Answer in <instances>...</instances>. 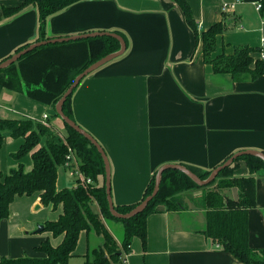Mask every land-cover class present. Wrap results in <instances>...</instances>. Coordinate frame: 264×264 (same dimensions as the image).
<instances>
[{
	"label": "crops",
	"instance_id": "1",
	"mask_svg": "<svg viewBox=\"0 0 264 264\" xmlns=\"http://www.w3.org/2000/svg\"><path fill=\"white\" fill-rule=\"evenodd\" d=\"M187 1L200 33L219 23L227 26L224 34L216 37L214 57L232 55L235 48L247 46L256 50L252 55L255 60H264V14L255 7L263 0ZM20 5V0H0V62L39 36L35 7L12 17L4 15V9ZM46 29L52 39L120 31L129 41L124 55L84 78L71 100L77 124L102 146L109 159L114 204L140 202L164 166L215 170L234 154L264 152V75L251 81L215 74L205 62L202 41L197 42L174 0H81L51 16ZM69 48H51L45 54L66 50L77 65L84 62V47ZM54 113L53 108L23 93L4 89L0 94V119L41 121L48 115L53 130L66 138L65 124L52 117ZM23 142L8 134L0 151L4 174L20 166L26 172L33 169L32 153L21 160L14 157ZM249 174L246 163L238 162L234 177ZM65 178L62 189L72 188V180ZM254 178L257 203L248 211L249 243L261 250L264 173ZM103 182L101 177L100 185ZM57 189L62 190L58 184ZM187 194L180 198L187 200ZM222 194L232 200L239 192L231 188ZM193 197L195 202L185 200L182 209L168 212L161 207L149 216L146 244L133 239L128 264H244L206 237L203 194L194 193ZM10 207L9 218L0 221V259L42 258L37 250L42 243L49 240L56 248L63 242L64 236L38 232L46 222L59 219L63 205L44 206L40 195L34 194L17 197ZM99 209L95 204V210ZM116 223H109L107 229L120 245L124 236L118 238L113 233ZM102 240L94 232L81 233L68 264H86L84 257L100 247Z\"/></svg>",
	"mask_w": 264,
	"mask_h": 264
},
{
	"label": "trees",
	"instance_id": "2",
	"mask_svg": "<svg viewBox=\"0 0 264 264\" xmlns=\"http://www.w3.org/2000/svg\"><path fill=\"white\" fill-rule=\"evenodd\" d=\"M20 1L21 5L18 8L4 9V15L12 17L24 8L35 7L39 14V36L34 43L20 47L15 54L36 42L52 39L48 38L46 33L49 18L81 0ZM174 2L179 10H182L185 21L193 31L197 42L202 41L205 62L214 68L215 74H230L235 80L249 78L251 81L264 75V60H255L252 55L256 50L250 47H237L232 55L223 54L214 57L216 37L226 31L225 23L216 24L206 32L200 33L199 25L193 18L188 1L174 0ZM261 4L264 12V0ZM112 33L121 36L128 46L129 41L124 33L120 31ZM76 46L84 47L86 52V55L85 53L83 55L86 59L80 65L76 64L75 57L66 50V53L55 51L50 55L45 54L51 48L70 49L69 47ZM121 48V42L111 36H97L36 48L22 56L18 62L0 70V94L4 89L23 93L30 99L44 103L55 110L58 101L84 70L108 57L109 54L119 52ZM12 56L6 57L0 64ZM73 94L66 99L63 113L77 124L72 111ZM52 117L61 118L56 111ZM50 124L52 125L51 121ZM65 129L68 131L66 144L53 128L44 126L41 121L24 117L0 119V151L8 134L14 139H24L21 149L14 157L21 160L32 153L34 163L30 172H26L23 166L10 170L8 174L0 171V221L9 218L10 206L17 197L39 194L44 206L53 205L57 208L63 205L64 207L63 214L57 221L44 224V231L50 232L55 238L64 236L60 245L55 248L47 240L37 248L38 252L43 254L42 258L27 257L12 260L1 258L0 264H68L75 254L81 233L85 231L94 232L103 238L100 247L92 249L84 257L86 264H123L122 260L130 253L134 238H140L145 246L147 220L150 215L158 213L161 207L168 212L179 210L183 208V202L180 199L183 194L215 183L218 189L207 191L202 198L206 209V226L203 233L214 244H220L225 252L230 253L242 263L264 264V248L256 250L250 246L248 229V211L256 207L257 203V184L254 175L264 173L262 158L253 155L239 157L230 167L222 170L211 184L202 187L184 172L176 169L166 170L162 176L158 195L144 212L129 220H123L113 217L110 212L105 187V162L98 149L68 124H65ZM69 148L75 152L80 161L81 171L94 182V185L88 189L82 187L57 189L59 171L67 162ZM240 161L245 162L248 167L250 174L246 178L234 177L235 167ZM183 167L193 172L201 181L207 180L214 172V170H203L191 165ZM101 177L104 179L102 185L99 183ZM156 178L157 174L146 187L140 202L129 206L115 204L117 213L127 215L139 207L147 197L153 194ZM231 188L239 192L232 200L222 194L223 190ZM95 204L100 207L99 212L95 210ZM114 221L120 222L124 228V239L120 245L107 229V225Z\"/></svg>",
	"mask_w": 264,
	"mask_h": 264
},
{
	"label": "water",
	"instance_id": "3",
	"mask_svg": "<svg viewBox=\"0 0 264 264\" xmlns=\"http://www.w3.org/2000/svg\"><path fill=\"white\" fill-rule=\"evenodd\" d=\"M97 36H111L113 38H116L118 41L121 42V50L117 53H113V54H109L108 57L103 58L97 62H95V64L91 65L89 68H87L86 70H84L80 76H78L76 78V80L74 81V83L70 86V88L66 91V93L64 94V96L58 101V104L56 105L55 111L57 113V115L59 117H61V119L63 120L64 124H68L72 129H74L75 131H77L79 134L85 136L92 145H94L99 153L102 156V159L105 162V174H106V189H107V202L109 204L110 207V212L112 214L113 217L116 218H120L123 220H129L134 216H137L138 214L144 212V210L146 209V207L151 203V201L158 195V192L160 190V183L162 180V176L164 174V171L166 170H172V169H176L179 170L181 172H184L186 175L188 174L199 186H207L209 184H211L216 177L219 175L220 172H222V170L228 168L231 166V164L238 159L239 157H243L245 155H253L259 158H262L264 160V153L263 152H257V151H245V152H240L237 154H234L232 157H230V159L216 167V169L214 170V172L212 173V175L205 181H201L193 172H191L190 170H188L187 168L180 166V165H172V166H164L162 168H160L157 171V178H156V184H155V190L153 192V194L149 197H147L143 203L137 207L135 210L129 212V214L127 215H120L117 213L116 209H115V204L113 203L112 200V189H111V174H110V162L109 159H107V156L105 154V151L103 150L102 146L99 145L98 142H96V140L85 130H83V128H81L79 125H77L69 116H65V114L63 113V106L66 103V99L73 94V92L78 88V86L80 85V82L86 78L87 76L91 75L92 73L95 72L96 69L108 64L109 62L122 57V55H124V52L127 49V43L126 41H124V39L112 32H94L93 34H83V35H79V36H75V37H64V38H56V39H50L48 41H41V42H36L35 44L31 45L30 47L21 50L19 53L13 55L11 58H9L8 60H6V62L0 64V70L6 69V67L18 62L19 60H21V57L34 51L36 48H40L43 46H48L50 44H62L64 42H70V41H78L79 39H88V38H94ZM44 230V226H41L38 229V232H41Z\"/></svg>",
	"mask_w": 264,
	"mask_h": 264
},
{
	"label": "built area",
	"instance_id": "4",
	"mask_svg": "<svg viewBox=\"0 0 264 264\" xmlns=\"http://www.w3.org/2000/svg\"><path fill=\"white\" fill-rule=\"evenodd\" d=\"M255 7H257V10L263 12V7L261 3H256ZM44 118L41 120V123L52 129L53 125L49 123L50 117L48 115H44ZM59 138L63 141L64 144H66V138L62 135L59 136ZM66 164L64 166L65 171L70 175L71 178L74 180V185L73 188L77 189L78 187H82L83 189H88L90 186L94 185V182L92 181L91 178L86 177L84 173L80 169V161L78 160L75 152L69 148V154L66 158ZM123 264H128L127 262V255L124 256L122 260Z\"/></svg>",
	"mask_w": 264,
	"mask_h": 264
},
{
	"label": "rangeland",
	"instance_id": "5",
	"mask_svg": "<svg viewBox=\"0 0 264 264\" xmlns=\"http://www.w3.org/2000/svg\"><path fill=\"white\" fill-rule=\"evenodd\" d=\"M49 123H50V121H49ZM65 170L62 168L61 169V172H59V180H58V188L59 189H62V187L64 186V184H65V176H68V178H70L71 180H72V185H74V179L73 178H71L70 177V175H68V173L65 171ZM66 174L65 176H64V173ZM217 183H215V184H213V185H210V186H208V187H206V188H202V189H195V190H192V191H188L189 192V194H187V193H185V194H187V200H192V201H194L195 202V198L193 197V194L194 193H197V194H205L207 191H211V190H213V191H215V190H217L218 189V186L216 185ZM73 188V187H72ZM64 189V188H63ZM188 195H189V198H188ZM191 195V196H190ZM203 198V197H202ZM181 199V201L183 202V208L185 207V205H186V201L184 200V199H182V198H180ZM198 199V198H197ZM201 199V198H200ZM199 199V200H200ZM200 203H201V201H199L197 204L198 205H200ZM190 206H193V204L191 205L190 204ZM182 209V208H181ZM117 222V221H116ZM113 233L119 238H122L123 236H124V233H123V228H122V225H121V223L120 222H117L116 223V228L114 229L113 228Z\"/></svg>",
	"mask_w": 264,
	"mask_h": 264
}]
</instances>
